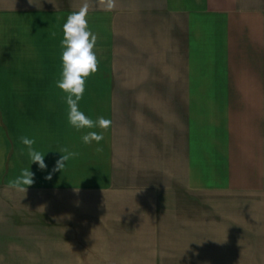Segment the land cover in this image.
I'll return each mask as SVG.
<instances>
[{
  "label": "crops",
  "instance_id": "crops-1",
  "mask_svg": "<svg viewBox=\"0 0 264 264\" xmlns=\"http://www.w3.org/2000/svg\"><path fill=\"white\" fill-rule=\"evenodd\" d=\"M84 3L99 65L79 109L106 130L71 126L57 87ZM106 4L0 0V259L264 264V0ZM24 169L26 192L9 186Z\"/></svg>",
  "mask_w": 264,
  "mask_h": 264
},
{
  "label": "clouds",
  "instance_id": "clouds-1",
  "mask_svg": "<svg viewBox=\"0 0 264 264\" xmlns=\"http://www.w3.org/2000/svg\"><path fill=\"white\" fill-rule=\"evenodd\" d=\"M106 7L108 10L113 9L115 0H107ZM88 8V3H84L78 12H73L67 17V21L63 25V40L61 41L63 48L61 57L62 78L57 82V87L67 94L65 102L69 109L68 121L71 126L77 130L94 127L106 130L111 125L110 120L99 117L94 121L79 109V101L83 98L85 92L86 78L96 73L99 65L94 52L97 36L89 30L86 19ZM53 35L55 34L53 33ZM82 140L86 144H90L92 141L99 143L103 140V134L91 131L83 135ZM21 142L29 149L28 154L31 163H37L41 170L46 169L45 155L32 148L35 141L27 137H21ZM97 150L100 151L101 149ZM61 151L67 154H62L61 158L56 161L53 171H62L65 167V162L75 155V153L68 152L67 149H62ZM33 177L34 173L29 169H24L21 176L11 181L9 186L26 192L27 188L34 183ZM46 179L50 180L51 174ZM21 185H26L27 187H21Z\"/></svg>",
  "mask_w": 264,
  "mask_h": 264
},
{
  "label": "rangeland",
  "instance_id": "rangeland-1",
  "mask_svg": "<svg viewBox=\"0 0 264 264\" xmlns=\"http://www.w3.org/2000/svg\"><path fill=\"white\" fill-rule=\"evenodd\" d=\"M8 245V244H7ZM23 248H30V246L35 247L36 245L22 244ZM40 246V245H39ZM11 249V246L8 247ZM14 252L13 250L7 251L1 254L3 257L0 259V264H61L59 258L46 259L45 252H38L32 250H22L20 253Z\"/></svg>",
  "mask_w": 264,
  "mask_h": 264
}]
</instances>
